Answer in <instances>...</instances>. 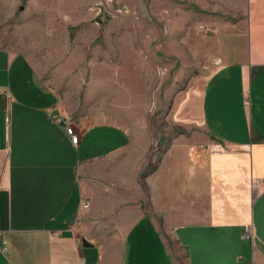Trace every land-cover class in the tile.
<instances>
[{
    "label": "crops",
    "instance_id": "obj_1",
    "mask_svg": "<svg viewBox=\"0 0 264 264\" xmlns=\"http://www.w3.org/2000/svg\"><path fill=\"white\" fill-rule=\"evenodd\" d=\"M196 1L205 11L186 23L169 0H140L156 26L142 64L130 54L137 81L110 59L78 69L82 112L59 69L0 46V264H264V0ZM156 69L173 73L157 96ZM118 88L130 118L154 99L171 123L150 169L148 130L111 122L95 99ZM213 143L226 149L200 147Z\"/></svg>",
    "mask_w": 264,
    "mask_h": 264
},
{
    "label": "rangeland",
    "instance_id": "obj_2",
    "mask_svg": "<svg viewBox=\"0 0 264 264\" xmlns=\"http://www.w3.org/2000/svg\"><path fill=\"white\" fill-rule=\"evenodd\" d=\"M169 1L176 6L170 10H177L180 19L186 23L190 7L198 14L205 11L196 0ZM139 4L140 0H0V46L26 53L44 75L59 69L65 85L73 94L70 100H73L76 111L82 112L88 109L91 101L85 98L87 89L82 87V80L77 79L78 69L93 61L105 63L110 59L121 78L122 73H131L127 71L131 69V60H134L130 54H137L134 62L142 64L149 53L142 37L153 31L156 18L148 25ZM181 29L188 31L187 25ZM157 42L154 40L153 49ZM164 76L162 71L155 70V96L160 92V80L170 82L173 73L169 77ZM121 80L136 82L137 75H125ZM126 92L127 89L118 88L116 92L104 93L95 99L106 116L114 117H110L111 122H120L136 130L142 127L148 130L151 153L144 169H150L170 142L171 123L161 120V110H158L154 99L148 106L147 115L136 110L131 113L134 117L130 118ZM161 129L167 132L163 136L160 135ZM111 250L117 253L121 249L115 247Z\"/></svg>",
    "mask_w": 264,
    "mask_h": 264
},
{
    "label": "built area",
    "instance_id": "obj_3",
    "mask_svg": "<svg viewBox=\"0 0 264 264\" xmlns=\"http://www.w3.org/2000/svg\"><path fill=\"white\" fill-rule=\"evenodd\" d=\"M69 135L71 136V139H72V142L74 144H78L79 141H80V137L79 135L75 132V129L73 126L69 125L68 126V129H67ZM200 147L202 149H206L210 152H221V151H224L226 148L219 144V143H213V144H201ZM261 190V181L257 180V181H254V192L257 193ZM83 206L84 207H88L89 204H90V201L86 200V201H83ZM255 230H254V226L252 223L250 224H247L245 225V230L242 234V237L243 238H250L252 240L255 239ZM4 245H6L7 241L4 240Z\"/></svg>",
    "mask_w": 264,
    "mask_h": 264
},
{
    "label": "water",
    "instance_id": "obj_4",
    "mask_svg": "<svg viewBox=\"0 0 264 264\" xmlns=\"http://www.w3.org/2000/svg\"><path fill=\"white\" fill-rule=\"evenodd\" d=\"M83 245L85 247L91 246V244L86 239H83Z\"/></svg>",
    "mask_w": 264,
    "mask_h": 264
}]
</instances>
